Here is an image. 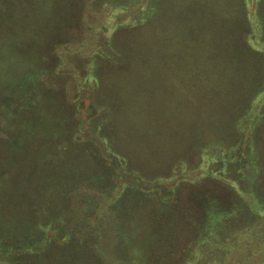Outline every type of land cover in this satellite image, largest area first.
Listing matches in <instances>:
<instances>
[{"label": "trees", "instance_id": "1", "mask_svg": "<svg viewBox=\"0 0 264 264\" xmlns=\"http://www.w3.org/2000/svg\"><path fill=\"white\" fill-rule=\"evenodd\" d=\"M91 1L98 8L105 2ZM114 1H118L116 8L122 9L131 0ZM159 1L147 0L143 13L133 17L135 22L123 23L115 17L114 27L103 24L101 31H96L94 26L89 28H95L90 32L85 29L88 32L85 43L107 44L106 59L122 65L130 56L117 47L115 31L135 25L150 27ZM253 3L255 26L248 8H243L240 0L233 6L235 18L223 20L229 22L224 26L229 30L237 24L236 37L240 35L241 42L245 39L251 44L256 39L264 44V0ZM85 5L86 0H0V264H124V259L129 264H232L234 256L237 260L234 264H238L247 250L243 240L249 232L255 241L256 236L264 234V229L258 230L264 219V194L259 193L255 178L251 179L249 189L254 208L245 202L248 191H243L245 196H242L236 190L232 203L223 207L215 189H200L199 184L193 196L196 214L193 201L182 199L181 186L155 192L138 185L140 178L135 177L132 179L135 184L124 181L120 196L103 205V212L110 219L120 213L122 220L116 225L111 223V227L116 238H121L122 250L115 245L114 250L107 253L106 249L100 256L96 249L100 239L86 236L92 227L91 214L104 197V201H109L115 189L111 177L126 158L116 151L107 109L104 106L97 111L103 102L91 103L87 118L79 116L76 99L68 102L60 98L63 91L59 89V77L51 76L53 66L46 63L47 58L41 60L37 52L29 51L30 44H43V51L53 56L61 44H69L72 34L81 32L77 25L76 29L69 28L71 14L77 23L75 12H83ZM210 7L228 12L231 1L211 0ZM242 11L246 13V22L238 28ZM232 32L228 31L227 39L223 40L226 37L223 31L221 44H239L232 43ZM256 35L258 38H254ZM27 45L28 53L22 51ZM134 50L132 55L137 59ZM92 54V60L80 54L77 57L78 67L88 81L96 80L102 65L97 62L99 56L94 51ZM239 58L231 54L224 56L222 75L210 83L205 80L206 103L214 101L226 112L231 110L233 125L239 124L243 117H251L254 100L264 91V65L251 67L246 61L236 63ZM255 72L259 73L258 78ZM262 122L264 100L258 105L252 133H256ZM250 154L256 158L254 149ZM18 176L22 183L15 182ZM239 176L237 179L242 183L243 177ZM91 183L97 184V194L102 196L96 201L92 192L86 197L78 195L81 185ZM75 195L80 203L76 201L73 205L71 197ZM152 195H156V200L155 204L147 205L151 208L148 218L144 207L142 212L132 211V220L123 218L125 210L131 211ZM108 208L111 211L106 212ZM77 211L83 212L78 220ZM102 226V223L98 225L97 230L102 231Z\"/></svg>", "mask_w": 264, "mask_h": 264}, {"label": "rangeland", "instance_id": "2", "mask_svg": "<svg viewBox=\"0 0 264 264\" xmlns=\"http://www.w3.org/2000/svg\"><path fill=\"white\" fill-rule=\"evenodd\" d=\"M146 1L131 0L126 8L118 9V1L105 0L98 8L91 0H86L85 10L75 12L78 24L74 14H71L69 28L76 29L77 25L81 32L79 35L72 34L69 44H61L53 56L43 51V44H30L22 49L28 53L29 46V51L37 52L41 60L47 58L46 63L53 66L51 76L59 77V89L63 91L59 94L60 98L68 102L76 99L80 107L79 116L86 115L87 118L90 104L103 102L97 111L100 112L104 106L103 109H107L110 135L116 151L126 158V161H121L120 170L111 177L115 189L111 191L109 201H104V197L103 203L100 202L101 205L96 206L90 216L92 227L86 236L100 239L96 245L100 256L114 250L115 245L119 251L122 250V246H119L121 238H116L111 227V223L116 225L122 220L120 213L118 217L113 214L110 219V215L103 212V205L120 196L119 190L124 181L131 184L134 183L133 178H140L138 185L148 190L154 189L155 192L173 185L181 186L182 199L194 204V191H198L197 185L201 184L200 189H215L220 194L223 207L232 203L235 191L239 190L242 196H245L243 191H248L245 202L254 208L255 201L251 200L249 193L253 178L258 183L259 193L264 194V122L258 124L255 134L252 133L258 105L264 100V91L255 98L251 117H243L239 124L234 125V118L231 119L233 113L229 108L230 111L226 112L220 103L219 106L214 101L209 104L205 99L208 87L205 80L210 83L222 75L224 56L231 54L241 57L235 62L246 61L251 67L259 66L258 63L264 65V44L256 39L251 44L245 39L241 42L243 38L240 35L236 37L237 24L229 30L224 26L229 22L223 20L235 18L233 6L235 4L236 7L237 0H230L231 9H227L228 12L212 9L211 0H160L150 27L135 25L115 31L117 47L130 56L122 65L112 64L106 59L109 54L105 49L107 44L85 43L90 30L96 28V31H101L103 24L116 26L115 17L123 23L137 21L133 17L143 13ZM240 3L243 8H248L255 26L253 0H247V5L245 0H240ZM24 13L25 9L22 8ZM245 15L242 11L238 28L244 26ZM92 26L95 28L89 29ZM223 31L226 33L224 38L221 36ZM228 31L234 34L232 43L237 41L239 44H221L227 39ZM254 38H258L257 35ZM137 41L139 44H135ZM133 50L137 59L133 58ZM93 51L99 56L98 64L102 65L97 70L96 80L88 81L84 71L78 67L77 57L80 54L91 59ZM254 74L256 77L259 75ZM86 120L89 122V119ZM251 149L255 150L256 158L251 156ZM238 176L243 177L242 183ZM15 182L22 183L21 177H16ZM97 190L95 183L81 185L78 195L86 197L87 193L92 192L96 201V198H102ZM79 196L71 197L73 205L80 200ZM154 200L156 195L139 206L135 205L131 211L126 208L123 218L132 220V211L142 212V207L147 209L145 216L148 218L151 208L147 205L153 204ZM195 200L199 201L196 197ZM196 206L197 203L192 208L197 214ZM77 212L78 220L83 212ZM261 221L259 231L264 229V219ZM101 223L104 226L102 231L97 230ZM255 238L256 241L249 232L247 239L243 240L247 250H244V258L239 257L238 264H261L264 259V234ZM125 262L129 264L128 259H124ZM236 262L234 256L232 264Z\"/></svg>", "mask_w": 264, "mask_h": 264}]
</instances>
